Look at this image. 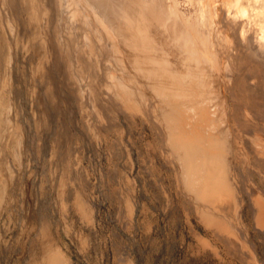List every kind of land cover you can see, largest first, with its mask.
I'll return each mask as SVG.
<instances>
[{
    "label": "bare ground",
    "instance_id": "obj_1",
    "mask_svg": "<svg viewBox=\"0 0 264 264\" xmlns=\"http://www.w3.org/2000/svg\"><path fill=\"white\" fill-rule=\"evenodd\" d=\"M21 1L33 37L47 45V61L51 43L58 44L83 118L96 138L113 132L123 139L122 116L148 123L164 159L174 167L181 193L211 231L201 236L204 247L220 255L223 243L251 264H263L250 238V223L258 239H264V120L254 112L251 96L264 95V0ZM11 10L10 0H0V63L7 49L6 67H11L13 46L4 45V30L20 41L21 25ZM32 41L28 35L23 43ZM9 70L0 88V213L11 201L24 155L15 98L4 89L11 86ZM260 104L264 107V101ZM88 200L77 191L76 205L92 221L95 213ZM136 209L135 197L128 195L127 220H134ZM38 243L40 250L28 264H77L68 243L46 227Z\"/></svg>",
    "mask_w": 264,
    "mask_h": 264
},
{
    "label": "rangeland",
    "instance_id": "obj_2",
    "mask_svg": "<svg viewBox=\"0 0 264 264\" xmlns=\"http://www.w3.org/2000/svg\"><path fill=\"white\" fill-rule=\"evenodd\" d=\"M19 1L10 0V6L12 15L21 25L20 41L4 30V45L13 46L12 64L6 67V49L5 59L0 63V88L4 87V77L10 69L11 86L4 89L12 91L15 98L19 124L24 132V155L11 188V201L3 205L0 213V264H28L32 255L40 250L38 241L44 227L51 235L68 243L77 264H122L130 259L135 264H251L245 257L226 250L223 243L220 255L204 247L201 236L211 235V231L199 220L190 199L181 193L174 167L164 159L157 135L148 123L122 116L126 126L123 139L113 132L108 133V138H96L83 118L75 83L68 76L67 61L57 50L58 44L51 43V58L47 61V45L44 46L39 37H33L29 13ZM28 35L33 41L24 45L23 40ZM41 60H44L42 66ZM251 96L255 99L254 112L264 120V107L260 104L264 95L252 93ZM261 128L264 130V123ZM9 150L7 156L12 160V148ZM78 190L89 199L95 213L92 221L84 218L76 205ZM128 195L135 197L137 203L133 221L126 219ZM250 225V238L264 264V239H258L254 225Z\"/></svg>",
    "mask_w": 264,
    "mask_h": 264
}]
</instances>
